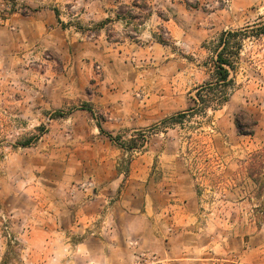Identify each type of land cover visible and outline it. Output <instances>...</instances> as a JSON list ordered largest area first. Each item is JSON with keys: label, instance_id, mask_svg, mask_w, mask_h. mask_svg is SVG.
I'll list each match as a JSON object with an SVG mask.
<instances>
[{"label": "rangeland", "instance_id": "obj_1", "mask_svg": "<svg viewBox=\"0 0 264 264\" xmlns=\"http://www.w3.org/2000/svg\"><path fill=\"white\" fill-rule=\"evenodd\" d=\"M7 1L0 0V264H176L186 249L235 248L241 238L253 244L255 234L264 242V0H179L176 31L161 24L158 46L126 49L96 42L115 33L111 25L98 33L86 0ZM48 10L59 25L31 31L49 22ZM65 18L85 41L75 31L68 36L76 46H65ZM228 31L240 32L242 44L229 101L189 113ZM181 113L188 114L175 122ZM110 136L143 147L130 152ZM84 182L107 199L80 191ZM69 192L86 196L84 215L66 210ZM47 200L61 207L56 226L33 223L53 216ZM47 229L60 235L53 247Z\"/></svg>", "mask_w": 264, "mask_h": 264}, {"label": "crops", "instance_id": "obj_2", "mask_svg": "<svg viewBox=\"0 0 264 264\" xmlns=\"http://www.w3.org/2000/svg\"><path fill=\"white\" fill-rule=\"evenodd\" d=\"M4 1L8 2L7 0ZM14 1H19V0H14ZM20 1L27 2L26 4L39 7L40 4L37 5V3L48 0H20ZM56 1H61V0H56ZM63 2L64 5L67 3L65 2V0ZM85 2L87 4V7L89 8L88 11L91 12V16L95 19L96 24H98L96 29L98 33L100 31L103 33L104 29L109 25H111L115 33V38H112V40L107 41L106 37H104L103 34L101 37H99V39L101 40L98 42L97 39L96 42L108 43L109 41H113L116 42L118 45H120L121 49H126L129 46L133 47L134 42L142 45L145 42H147L155 46H158L159 43L156 37L158 35L157 32L159 30L160 25L165 24L170 31L173 32L176 31L179 25L177 22V17L181 15L180 10L179 12H177V9L184 8L183 5L179 2V0H86ZM140 4L142 5V7H140ZM144 6H148V7L145 8ZM48 11H49L48 14L49 22L43 25L40 24L31 25V31L44 32L49 30L50 28L56 27V24L59 25L61 19L59 20V18H57L54 12L50 10ZM162 16L167 17V19L161 20L160 17ZM108 19L111 20V23L107 25L105 24V21ZM64 25L66 28L64 30L65 46L67 48L73 46V44H75L76 46L77 42L75 38L68 36V34L69 33L72 34L73 32L75 31L77 32L80 30H77L75 26L69 24L66 18L64 20ZM77 34L81 36V40L85 41L86 37L85 38L82 37L83 36L82 32H77ZM133 36H135V38H133ZM81 46L82 45L80 44V47ZM95 57L101 59V57L97 55ZM102 59L104 62H107L106 60H104V58ZM118 187L119 185H116L115 188H111L110 195L117 193ZM1 194L3 195V191H1ZM4 195L5 196L3 197L6 200L8 198V195L5 194V192ZM99 197H101L102 199L104 198L107 199L108 196L105 194L98 195L96 192L92 195V198L95 199H98ZM38 200L40 201L42 200V198L39 197ZM47 201L49 202V207H52L54 211L53 216L47 219L33 220V223L39 226H44L45 224L47 225L51 224L52 226L53 225L56 226V223L54 222L55 220H53V218L58 217V215L61 214L60 212L61 207L57 206L56 204H54V202H51L50 200ZM87 203L88 201L86 200V196L84 197L82 196V194L77 193L74 195V197H72L70 196V192H69V200L67 202L68 208L66 210L71 209L72 213L73 212L75 213L77 209L78 214L80 213L84 215L83 212L86 209L85 206ZM105 204H103L101 209L103 211L106 210L107 214L108 212H110V214H113L114 207L106 208ZM97 205L98 207H100V204ZM63 213L65 212H62V214ZM145 221L151 225L163 226L164 224H166V221L168 220H145ZM82 222L83 220H77L78 223L77 225H80ZM106 223L107 225L108 224L111 225L112 223L114 224V220H110L109 217V220H107ZM112 228L113 230L111 231L114 232L113 234V238H114L117 229H114V226ZM84 229L85 228H82L83 234L85 232ZM38 230L39 228L37 229V232ZM45 231H46L45 234L47 235L45 243L47 244L48 247L55 246L56 242L58 241V238L60 237L59 233L53 232L52 229L51 230L47 229ZM37 232L32 233L31 236L34 237V235ZM199 237L200 235L198 234L197 238ZM69 240H71V238H67V241ZM226 240L227 239H224L225 242ZM253 240L254 243L252 244L245 241L244 238H241L239 240L238 246L235 248L232 247L217 248V244L214 243L212 247L210 246L211 248L186 249L182 251V254L179 256V259L175 260V263L176 264H264L263 239L260 234H255V236L251 238V241ZM82 245L83 243H79L77 247L81 249ZM70 247L71 244H68L67 249H70ZM69 264H72V262Z\"/></svg>", "mask_w": 264, "mask_h": 264}, {"label": "trees", "instance_id": "obj_3", "mask_svg": "<svg viewBox=\"0 0 264 264\" xmlns=\"http://www.w3.org/2000/svg\"><path fill=\"white\" fill-rule=\"evenodd\" d=\"M240 32H223L212 52L211 63L214 68L211 76V81L198 87L195 90V96L193 98L194 108L189 113L197 112V114H204L207 110H221L225 104L229 101L230 93L235 87V81L231 77V70L234 69V61L239 58L241 51ZM188 113H181L177 117H174L175 122L180 123L182 119L186 117ZM245 114H239L236 118V124L239 133L244 134L242 129V118ZM255 123L251 122L253 126ZM253 133V130L250 132ZM110 139L114 142L120 143L121 138ZM121 148L130 152H134L143 147L134 138L127 141V143H120Z\"/></svg>", "mask_w": 264, "mask_h": 264}, {"label": "built area", "instance_id": "obj_4", "mask_svg": "<svg viewBox=\"0 0 264 264\" xmlns=\"http://www.w3.org/2000/svg\"><path fill=\"white\" fill-rule=\"evenodd\" d=\"M78 189L80 191H83V192H87L90 189L91 190V194L90 195H87V196H90V197H92V195L95 193V191H94V184L91 183V182H84L83 184H80L78 186ZM2 223L6 224L7 221L6 220H2Z\"/></svg>", "mask_w": 264, "mask_h": 264}]
</instances>
